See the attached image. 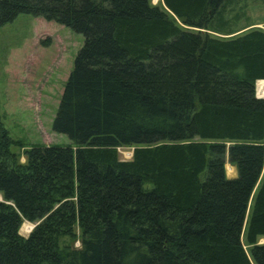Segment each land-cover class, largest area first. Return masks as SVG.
<instances>
[{"label": "trees", "instance_id": "1", "mask_svg": "<svg viewBox=\"0 0 264 264\" xmlns=\"http://www.w3.org/2000/svg\"><path fill=\"white\" fill-rule=\"evenodd\" d=\"M244 1L0 0V26L83 36L51 124L71 145L20 162L0 117V264H264V29L234 34Z\"/></svg>", "mask_w": 264, "mask_h": 264}, {"label": "rangeland", "instance_id": "2", "mask_svg": "<svg viewBox=\"0 0 264 264\" xmlns=\"http://www.w3.org/2000/svg\"><path fill=\"white\" fill-rule=\"evenodd\" d=\"M150 2L159 4L160 0ZM238 24L240 29L234 34L264 29V0H245ZM82 43V34L69 27L26 13L0 26V117L10 137L23 142L22 147H14L20 162H25L24 150L32 145H71L70 139L53 131L51 124ZM261 87L258 91L255 88L257 95L262 94ZM132 150L133 146L118 148L120 159H130ZM225 170L227 176H235V167L228 162ZM27 224L34 227L36 223L23 224L19 234L24 237L30 233H22ZM258 241L263 243L264 238ZM79 245L76 240L74 246Z\"/></svg>", "mask_w": 264, "mask_h": 264}, {"label": "bare ground", "instance_id": "3", "mask_svg": "<svg viewBox=\"0 0 264 264\" xmlns=\"http://www.w3.org/2000/svg\"><path fill=\"white\" fill-rule=\"evenodd\" d=\"M258 84H260V83H258ZM258 84L256 85V89H257ZM261 88H262V89H261V93H262V94H260V93L258 92L259 95H263V94H264V87H261ZM257 91H258V90H257Z\"/></svg>", "mask_w": 264, "mask_h": 264}, {"label": "water", "instance_id": "4", "mask_svg": "<svg viewBox=\"0 0 264 264\" xmlns=\"http://www.w3.org/2000/svg\"><path fill=\"white\" fill-rule=\"evenodd\" d=\"M257 81H258V80H257ZM257 81H256V83H257ZM255 88H256V84H255ZM256 96L259 97V98H263V97H264V96H259V95H257V94H256ZM228 177H235V176H228ZM0 200H1V199H0ZM32 228H33V227H32Z\"/></svg>", "mask_w": 264, "mask_h": 264}, {"label": "crops", "instance_id": "5", "mask_svg": "<svg viewBox=\"0 0 264 264\" xmlns=\"http://www.w3.org/2000/svg\"><path fill=\"white\" fill-rule=\"evenodd\" d=\"M235 172H236V169H235ZM232 176H234V175H232ZM235 176H236V173H235Z\"/></svg>", "mask_w": 264, "mask_h": 264}]
</instances>
